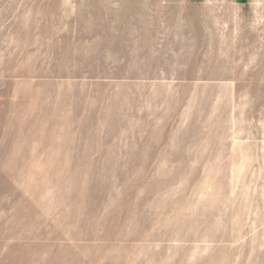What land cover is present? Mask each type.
<instances>
[{
	"label": "rangeland",
	"instance_id": "rangeland-1",
	"mask_svg": "<svg viewBox=\"0 0 264 264\" xmlns=\"http://www.w3.org/2000/svg\"><path fill=\"white\" fill-rule=\"evenodd\" d=\"M0 264H264V0H0Z\"/></svg>",
	"mask_w": 264,
	"mask_h": 264
},
{
	"label": "crops",
	"instance_id": "crops-1",
	"mask_svg": "<svg viewBox=\"0 0 264 264\" xmlns=\"http://www.w3.org/2000/svg\"><path fill=\"white\" fill-rule=\"evenodd\" d=\"M239 3H242V2H244L245 0H237Z\"/></svg>",
	"mask_w": 264,
	"mask_h": 264
}]
</instances>
